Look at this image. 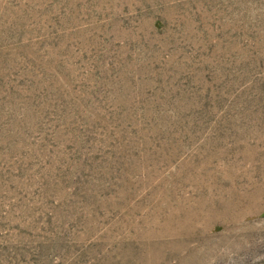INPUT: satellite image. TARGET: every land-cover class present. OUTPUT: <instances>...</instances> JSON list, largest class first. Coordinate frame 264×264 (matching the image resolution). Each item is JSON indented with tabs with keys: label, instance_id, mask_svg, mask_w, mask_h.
<instances>
[{
	"label": "rangeland",
	"instance_id": "obj_1",
	"mask_svg": "<svg viewBox=\"0 0 264 264\" xmlns=\"http://www.w3.org/2000/svg\"><path fill=\"white\" fill-rule=\"evenodd\" d=\"M0 264H264V0H0Z\"/></svg>",
	"mask_w": 264,
	"mask_h": 264
}]
</instances>
